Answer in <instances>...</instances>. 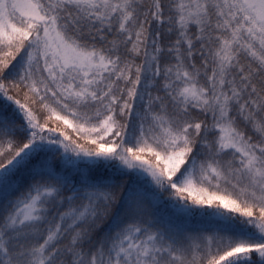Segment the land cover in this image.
<instances>
[{
	"label": "snow or ice",
	"instance_id": "1",
	"mask_svg": "<svg viewBox=\"0 0 264 264\" xmlns=\"http://www.w3.org/2000/svg\"><path fill=\"white\" fill-rule=\"evenodd\" d=\"M0 264H264V0H0Z\"/></svg>",
	"mask_w": 264,
	"mask_h": 264
}]
</instances>
